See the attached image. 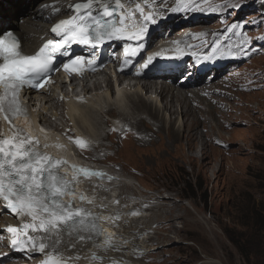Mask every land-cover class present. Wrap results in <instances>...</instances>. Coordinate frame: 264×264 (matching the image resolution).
<instances>
[{
    "label": "rangeland",
    "instance_id": "374dc122",
    "mask_svg": "<svg viewBox=\"0 0 264 264\" xmlns=\"http://www.w3.org/2000/svg\"><path fill=\"white\" fill-rule=\"evenodd\" d=\"M158 1L166 7L163 0ZM172 2L189 5L185 17L197 19L189 26L196 34L191 40L207 30L209 33L207 31L203 36L216 32L224 37L233 24L240 25L233 29L230 38L231 41L239 37L236 41H241L237 67L226 74L229 76L207 88L213 90L211 97L198 94L203 97L204 113L214 109L219 119H213L214 114L207 116L206 128L202 129V125H191V119L180 113L177 104L176 115L172 118L175 135L171 138L165 122L170 117L168 112L161 110L158 92L143 94L141 84L150 79H127L131 84L126 88L128 94L117 99V104L129 103L125 110L122 109L124 114L133 121L140 114H135L132 100L143 99L157 108L159 123L148 117L140 122L138 130L146 138L139 139L135 134L127 151L123 146L119 154H108V159L102 149L95 152L98 158L84 156L89 158L86 160L89 163L106 164L115 169L114 173L122 175L121 180L110 188L97 187L98 192H93L92 188L88 198L94 200L96 194L99 196L100 199L95 201V205L100 203L103 211L99 219L104 223L112 222V232L117 233L114 238L122 240L118 235L123 231L133 234V243L139 247L138 259L142 264H246L230 236L247 230L243 224L249 222L253 206L264 196V39H260L264 36V0H240L243 5L240 8L232 7L236 0ZM167 29L171 32L173 26ZM244 35L251 38L247 44L242 43ZM230 47L237 50V43L233 42ZM155 81L178 87H172L174 92L186 90L180 89L177 79L176 85L164 80ZM120 91L126 94L124 90ZM103 93L109 97L105 90ZM112 105H115L114 101ZM93 114L100 123L96 113ZM107 120L105 115L100 127L97 123L94 126L83 122L89 127H97L91 130V135L87 134L90 143L86 142V145H95L100 131L109 133L113 125H120L113 126L117 130H126V126L117 120H112L113 125ZM189 128L198 130L205 143L202 147L209 157L201 163L197 161L201 147L197 142L191 152L193 160L189 162L190 153L185 140ZM84 149L80 148L81 152ZM75 157L82 156L75 154ZM210 159L215 165L207 163ZM219 162L223 165L220 166ZM78 182L85 183L83 179ZM158 199L170 201V204L156 210ZM112 214H119V217L112 218ZM163 218L170 221L164 222ZM133 227L139 230L135 235L130 232Z\"/></svg>",
    "mask_w": 264,
    "mask_h": 264
},
{
    "label": "snow or ice",
    "instance_id": "6c2138e0",
    "mask_svg": "<svg viewBox=\"0 0 264 264\" xmlns=\"http://www.w3.org/2000/svg\"><path fill=\"white\" fill-rule=\"evenodd\" d=\"M242 6L240 0L232 4L233 8ZM70 8L75 14L68 19L60 20L51 28V32L61 39L47 40L34 54H26L22 42L13 33H0V119L8 122L10 133L0 134V202L21 220L20 227L9 226L6 229L11 237V245L13 247L22 245L31 252L43 254L45 259L41 264H75L80 257H68L65 252L76 250L87 242L95 244L103 232V228L97 222L99 217L90 209L75 207L74 200L64 202L63 196L75 192L74 185L81 173L85 176L98 177L106 174L72 165L73 176L67 179L60 172V168L67 164V161L44 151L49 144L41 145L38 137L12 124L11 121L17 115H29L28 106L19 99L20 91L26 86L43 87L47 74L53 70V60L58 53L68 57L67 62L63 63L66 70H77L74 66L80 65L82 58L80 56L73 58L67 51L73 43L95 48L103 44L105 39L120 38L126 33L131 39L140 42L137 48L126 49V52L136 54L146 47L143 40L149 36L148 25L158 23L154 14L143 15L139 4L136 8L143 17L139 26L135 24L131 28L124 26L125 20L134 18L128 12L117 19L100 18L101 15L116 17L117 11L124 8L122 0H86L71 5ZM118 24L120 26H117ZM237 27L240 25L233 24L227 31ZM260 39H264V36ZM250 40V37L244 35L242 43L247 44ZM163 51L161 49L149 55L142 67L148 68L161 58L172 60L180 58L162 57ZM176 51L180 52V49L177 48ZM218 51L219 46L213 48V54ZM76 143L81 148L86 147L83 140L77 139ZM79 199L83 202L84 195L81 194ZM118 217L119 214H116L115 218ZM112 239L111 236H106L102 246L99 244L95 246L103 247L107 251L114 246ZM91 259L101 257L93 252Z\"/></svg>",
    "mask_w": 264,
    "mask_h": 264
},
{
    "label": "bare ground",
    "instance_id": "6f19581e",
    "mask_svg": "<svg viewBox=\"0 0 264 264\" xmlns=\"http://www.w3.org/2000/svg\"><path fill=\"white\" fill-rule=\"evenodd\" d=\"M39 2L42 5V10L44 11L45 15L52 14L56 9L64 8V6L66 4V0H0V25L3 26L7 22H9L11 24L10 27L15 28L16 23H17L16 19L18 17H22L25 19V21L22 24H19L18 28L20 29L22 36L26 40L25 44L28 45L30 43L35 42L36 40H38L41 37V35L43 33V24H44V22H43L44 19L42 21H40V19H36L37 18L36 17L37 16V7L40 4ZM49 2L54 3L53 7H49L48 5L45 4V3L48 4ZM31 15H33L36 18L33 20H30ZM167 27H170V26L165 25V28H166L165 33L170 34L172 31L169 32ZM234 48H233V50L236 51V49H234ZM181 60H179L178 65L172 71H167L164 68H162L163 66H160L161 71H160L159 79L167 81L170 84L175 83V79H177V77L180 75V73L182 72V67H183V65L186 64V61H187V59H185L183 62H181ZM154 76H155L154 69H149L148 71L140 70L138 73V78H135V79H142V78L150 79V81H146V82L141 84V88L145 92V95L149 94L150 92H155V93L158 92L157 95L160 97V102L162 105L161 110L168 112V115L170 117L168 122L166 120H165V122H166V124L168 123L167 128H168V132L170 129L169 133L171 134L170 135L171 138L175 135V134L173 135L174 129L172 126L173 125L172 118H174V116L176 115V109H177L176 105L177 104L179 105L178 108H180V113H182V115L184 117L191 119V125H192V123H193V125H202V129L204 127L206 128L207 116L214 114L213 119L216 118V121L219 119L218 117H216L219 114H216L214 112V109L210 110L209 113H204V108H203V104H202L203 97L198 95L200 93L199 91H193V89L189 88L185 84H181V86H180V84H178L177 86H180L181 87L180 89L191 90L192 92H190V91L187 92L186 90L183 92L181 90H177V92H174L172 90V87L173 88H178V87H175V86H172L169 84H164L165 82H159L158 83L153 79ZM122 80H124V78L123 79L119 78V77L117 78V82H119V83ZM126 83L131 85L130 81H128ZM157 84H159V85H157ZM176 84L177 83H175V85ZM106 85H107V90L109 89V91L111 93H113L114 88L117 87L116 83H115L114 88H113L112 82L109 80H107ZM89 86L91 87V90L102 87L99 83H97V80H93L91 83H86L84 87L87 88ZM104 86H105V83H104ZM206 87L207 86H202L201 92H203ZM209 90H210V88H209ZM212 94H213V90L211 93H208V95L206 97H211ZM125 95H127V94L121 93V91L119 89L117 92L116 98L118 99V97L120 98L121 96L123 97ZM206 97H205V101H207ZM96 99L100 100L99 97H97ZM117 99L114 101L115 105L111 106V104H109V107H107V104H106V107H105L103 112L106 114V119H108L106 121L107 123H111V119L114 121L117 120L118 122H120L121 124H124V126H126V130H122V131H121V129L117 130L113 127L115 125H113L111 123L113 125L112 130L106 134L100 133V135L96 139L97 141H96L95 145H93V146H91L90 144L86 145L85 149L82 150V152L79 149V152L84 154V156H86V157L90 156L93 158H98L97 154L95 152L99 149H102L106 158L108 159L109 155L114 156V155L119 154V152H121V149L123 146H124L123 149L125 151H127L129 148V145L131 144L130 141H132V139L135 137V134H138L139 139L140 138L141 139L146 138V135H144L142 132H141L142 133L141 134L139 132L140 129L138 130V128H139L138 124H140V122L144 121L145 118L148 117L150 119H154L156 122L159 123V121H158L159 120L158 119L159 118L158 117L159 111L157 110V108L152 106V103H150L146 100H143V99L132 100L133 101L132 103H133L134 109H135V114H137V115L140 114V115L138 117L134 118L133 121H131V120H129V118H127L126 114H124V111H122V107L120 106V103L117 104ZM218 102L220 103L221 101L219 100ZM74 103H75L74 101L70 102V106L68 107V110L70 113L76 112V110H77V109L73 108V106H71ZM91 103L94 105L95 102H93L92 99H90L89 104H91ZM175 107H176V109H175ZM85 108H88V106ZM83 110H84V108L81 109L80 111H83ZM228 110H230V109H228ZM89 111L91 112L90 117L85 115L84 120L82 119V122H86L88 124L89 123H93V124L97 123L98 127H100V123L97 122L96 117L93 114L95 111L91 110V109ZM225 113H227V112H225ZM229 113H228V115H229ZM198 119L202 123H200L198 121ZM95 125L96 124H94V126ZM183 126H184V122H183ZM115 127H120V125L115 126ZM155 127H156V125H155ZM176 132H177V130H176ZM219 138L221 139V137H219ZM107 139L110 140L109 143L105 142ZM178 139H179V135H178ZM185 140H186V143L188 145V149H189V153H190V155H188L189 159H190L189 162L193 160L191 152H193V149H194L193 145L195 142L199 143V145L201 146V147H199L200 158L197 161L201 163L205 157H209V155L207 154V150L206 149L204 150L202 147V146L205 147V143L200 138L198 130L194 129V131H193L192 128L187 129L186 135H185ZM144 143H146V142H144ZM177 148H179V146ZM85 154H87V155H85ZM209 161L207 163L210 166L215 165L211 159ZM219 164H220V166L223 165L221 162H219ZM200 167H201V164H200ZM107 182H110V183H107ZM78 183L82 188L86 189V186H84L85 183H84V185L82 184V182H81L82 185L80 184V182H78ZM113 183L114 182H112L110 180L106 181L105 185L101 184L99 181L89 182V184H88L89 187L87 186L88 192H91L92 188L95 189V192L96 191L98 192L99 190L97 189V187H103L104 188V187L109 186L108 188H110V187H112ZM109 194H111V193H109ZM102 195L104 196V194H102ZM98 199H100V198L96 194L95 199L94 200L91 199V201H94V206L98 207L97 208V209H99L98 212L103 214L102 213L103 211L101 210V207L99 205L100 203L95 205V201H97ZM159 201H160V202H158L159 207L158 208L156 207V210L161 208V206H167L170 204V201H166V200H159ZM90 210L94 211L93 209H90ZM113 217H115L114 214H112V218ZM163 220H164V222L170 221V219H167V218H165V219L163 218ZM134 223L136 224V221H134ZM164 225H166V223ZM164 225L162 226V228L164 227ZM104 227H105L106 233L104 231L101 232L98 239L96 240L95 244H99L102 246L104 244L105 237L111 236L113 238L112 239V244L114 245L113 247H110L107 249V251H105L103 249V247L97 248L94 243L87 242L86 244L80 246L76 250H68L67 252H65V255L68 257L79 256L80 258L75 261V264H142V262H140L138 259L139 247L137 248L135 246L136 244L134 245V243H133V239H132L133 234L130 235L128 233H124V231H123V233L121 235H118V236H121V239H122L119 241L118 238H114L115 234L117 235V233L112 232V231H114L112 222L105 223ZM131 231L134 232V235H135L137 228L130 229V232ZM93 252L98 257H101V259H91V254ZM103 252L106 254H103Z\"/></svg>",
    "mask_w": 264,
    "mask_h": 264
},
{
    "label": "trees",
    "instance_id": "16d2710c",
    "mask_svg": "<svg viewBox=\"0 0 264 264\" xmlns=\"http://www.w3.org/2000/svg\"><path fill=\"white\" fill-rule=\"evenodd\" d=\"M243 225L247 230L237 233L238 237L229 235L231 241L246 264H264V196L255 203L249 222Z\"/></svg>",
    "mask_w": 264,
    "mask_h": 264
}]
</instances>
